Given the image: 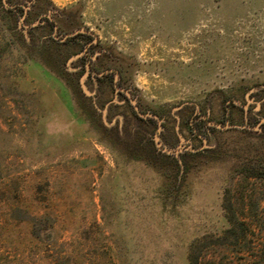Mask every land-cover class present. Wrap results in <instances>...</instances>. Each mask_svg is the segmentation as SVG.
Listing matches in <instances>:
<instances>
[{
  "label": "rangeland",
  "instance_id": "1",
  "mask_svg": "<svg viewBox=\"0 0 264 264\" xmlns=\"http://www.w3.org/2000/svg\"><path fill=\"white\" fill-rule=\"evenodd\" d=\"M0 264H264V0H0Z\"/></svg>",
  "mask_w": 264,
  "mask_h": 264
},
{
  "label": "flooded vegetation",
  "instance_id": "2",
  "mask_svg": "<svg viewBox=\"0 0 264 264\" xmlns=\"http://www.w3.org/2000/svg\"><path fill=\"white\" fill-rule=\"evenodd\" d=\"M46 21H47V23L52 22V20L50 18H47ZM54 30H55V27H54ZM75 36H76V34L71 36V38L67 37L69 42H71V41L73 42L74 40H76V38H74ZM64 43H65V41H64ZM93 65L94 64H93V60L92 59H89L88 57L83 56L82 57V76H84V75H86V77L90 76L91 80H99V81H107V79L110 78V76H111V83L115 82L117 76L116 75H112L111 71H106V72H103V73H99V74L97 73L96 74V73L91 71V69H93ZM114 89L117 91L115 86H114ZM125 96L128 99V101L130 102L129 96H127L126 94H125ZM131 106H132V104H131ZM132 108H133V106H132ZM133 111H134L135 115L137 116V118H139V120H142L141 116H139L136 113L134 108H133Z\"/></svg>",
  "mask_w": 264,
  "mask_h": 264
},
{
  "label": "trees",
  "instance_id": "3",
  "mask_svg": "<svg viewBox=\"0 0 264 264\" xmlns=\"http://www.w3.org/2000/svg\"><path fill=\"white\" fill-rule=\"evenodd\" d=\"M237 225V226H236ZM236 225H232V227L230 226V228L227 230V232L229 233V234H233V236L234 237H236V231H238V230H240V229H238L239 227L238 226H243V224L242 223H239V224H236Z\"/></svg>",
  "mask_w": 264,
  "mask_h": 264
},
{
  "label": "water",
  "instance_id": "4",
  "mask_svg": "<svg viewBox=\"0 0 264 264\" xmlns=\"http://www.w3.org/2000/svg\"><path fill=\"white\" fill-rule=\"evenodd\" d=\"M5 4V3H4ZM127 96H129V94L126 92L125 93ZM130 103L132 104V106H133V108H134V110L136 111V113L139 115V116H143L142 114H140V112L138 111V108H137V106H136V103L134 102V101H132L131 99H130ZM148 117H151V115H147ZM159 128H160V125H159ZM156 140H158V136L156 137Z\"/></svg>",
  "mask_w": 264,
  "mask_h": 264
}]
</instances>
